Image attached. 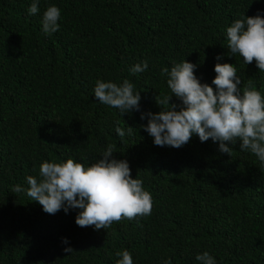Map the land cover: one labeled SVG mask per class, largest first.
<instances>
[{
  "label": "trees",
  "instance_id": "obj_1",
  "mask_svg": "<svg viewBox=\"0 0 264 264\" xmlns=\"http://www.w3.org/2000/svg\"><path fill=\"white\" fill-rule=\"evenodd\" d=\"M32 3L0 0V264H117L123 250L133 264H200L204 252L216 264H264V163L239 140L226 143L229 156L196 134L177 149L144 131L147 114L165 110L156 98L172 95L162 68L184 60L213 89L215 65L231 64L241 94L251 80L264 95V72L231 53L226 36L236 19L264 18V0H39L30 15ZM49 6L61 10L60 29L46 35ZM145 61L146 71L130 74ZM125 79L138 111L94 97L97 80ZM169 104L182 107L175 96ZM109 145L150 192V216L82 228L80 209L50 215L27 195L41 163L90 167Z\"/></svg>",
  "mask_w": 264,
  "mask_h": 264
},
{
  "label": "clouds",
  "instance_id": "obj_2",
  "mask_svg": "<svg viewBox=\"0 0 264 264\" xmlns=\"http://www.w3.org/2000/svg\"><path fill=\"white\" fill-rule=\"evenodd\" d=\"M39 0H33L28 12L38 13ZM61 10L49 6L42 16V31L51 35L59 31L58 21ZM228 49L239 54L244 64L255 62L259 71L264 72V18L243 17L236 19L226 30ZM219 59V58H217ZM196 65L185 60L174 64L171 69L165 67L161 75H166L167 87L172 95L165 96L156 103L165 106L157 114L148 113L147 126L144 128L156 146L181 148L187 144L193 134L201 142L211 139L219 142V150L230 156L234 145L240 141L241 151H250L261 163H264V95L248 85L241 94V80L236 67L231 64L217 63L214 67L213 87L202 84L195 76ZM147 62L130 68L135 75L146 71ZM134 85L127 79L122 84L97 80L94 97L103 105L119 109L121 114L131 110H139L140 95L134 93ZM175 96L182 107L175 110L176 105L169 104ZM144 119V115H141ZM133 128L127 127L130 134ZM117 135L124 137L125 132L117 127ZM113 145L103 152L102 158L90 167L73 159L66 162H43L39 166L41 179L27 177L29 188L27 195L37 201L47 214L54 215L62 210L67 214L69 209H80L75 219L79 227H94L96 230L106 229L113 223L122 220H134L138 217L150 216L153 209V198L143 187V181L131 178V170L126 161L113 158ZM13 191L23 189L16 186ZM67 241H65L66 243ZM71 253V248H65ZM121 257L117 264H133L129 251L117 253ZM200 264H216L215 260L204 252L197 255ZM165 264H170L165 261Z\"/></svg>",
  "mask_w": 264,
  "mask_h": 264
}]
</instances>
